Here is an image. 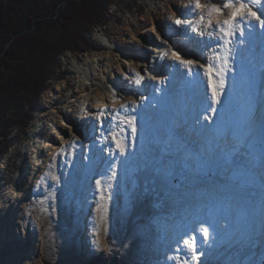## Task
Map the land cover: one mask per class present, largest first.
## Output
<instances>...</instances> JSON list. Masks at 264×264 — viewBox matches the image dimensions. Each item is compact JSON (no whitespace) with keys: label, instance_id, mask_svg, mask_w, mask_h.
<instances>
[{"label":"rangeland","instance_id":"374dc122","mask_svg":"<svg viewBox=\"0 0 264 264\" xmlns=\"http://www.w3.org/2000/svg\"><path fill=\"white\" fill-rule=\"evenodd\" d=\"M89 2L88 5H94V0ZM192 3V0H111L108 3H103L101 12L94 21L91 16H87L89 14L87 12H85L84 17L79 16L77 13L76 22L79 28L77 29V43L72 47L64 48L57 56H54L55 49L62 47L67 41L64 19L72 12L69 0H25L18 12H11L6 35H0V44L7 41L0 62V152L5 149L0 158V192L4 190L0 194V220L4 221V224L7 222L9 224L13 223L10 221L11 215L10 217L8 215L12 207H15L16 212L19 210L18 202H20V198L18 201L15 199L17 193L19 194L22 187L27 184L31 186L30 192H32V187L34 188V180L38 177V172L35 173L33 170L36 164L33 161L32 148L42 144L46 155H49L52 146L48 143L61 145L65 137L71 136V134L78 144H84V139L95 138L97 134H93L88 119L83 116L89 110L87 108L89 95L86 94L89 89L94 90L100 87L111 100L114 99L112 89L117 90L118 97L122 91L129 93L131 86H137L125 79L126 73H128L125 70L126 66L131 67L132 71L130 72H141L143 74V70L147 69L150 75H154V73L157 74L156 70L162 65V67L167 68L165 72L168 73L169 69L166 62L167 59L169 60V56L155 64L156 60H159L157 57L161 52L167 51L165 48H171L174 40L181 45L185 41L182 36L176 39L173 36L174 40L172 37L167 36L166 30L175 28L171 24L170 18L177 17L172 12V8L175 4H181L180 6L186 10L185 8L192 5ZM177 18H181V16ZM188 20L194 23L195 16H189ZM29 27L32 28L31 31H28ZM157 30L162 36L157 34ZM182 30H177L176 34L179 36ZM19 34H23V41H14ZM194 36H196V33L189 32V35L186 36L187 41L193 39ZM101 37L109 40L111 45L101 43ZM30 39H32L31 44H26ZM199 39H204V37ZM115 40L120 43L114 42ZM162 41H167V43L163 44ZM46 43L49 47H46ZM41 45L43 47H40ZM193 46L196 50L199 49L200 54H204V45L203 43L201 45L197 43V37H194ZM12 48H16L15 52L5 56V52L8 51L9 53ZM201 48L203 49L201 50ZM252 48H254V45ZM139 50L143 51L144 54L138 53ZM244 61L246 60L244 59ZM104 70L112 78L105 77ZM85 71L88 72L89 80L85 76ZM170 73L174 74L172 75L174 78H172V82L175 86L178 84L176 81L182 84L180 88L174 90L180 91L178 95L181 96V100L178 99L177 101L180 104L182 101L183 105H181L179 111L177 108L163 110L159 116L160 121L156 119L155 125H151L148 129L150 133L156 132L154 138L147 135L146 143L140 149L139 140L141 139L137 135L135 145L140 153L139 157H137L138 152L132 154L128 151L126 157H121L118 154L112 155V159L102 166L105 172L98 175L99 178L105 175L102 179L105 193L107 195V193L115 191V195L111 193V204V200L108 201L107 199L99 202L101 208L97 212L98 222L93 227L96 231L94 238L91 239L87 236L90 231L88 229L90 219L92 218L90 217L91 212H89L93 203V201H90L93 197L91 193L94 192V188L96 189L95 182L92 181H95L94 174L89 179V170H93V168L89 157L84 161L78 158L74 160L68 154L62 158L65 161L64 165L61 168L57 167L60 170L59 174L61 172L62 176L65 175L59 183L51 181L50 178L44 181L36 180L45 191L32 193V197L36 201L34 205H30V208L33 206L38 210V213L36 210L33 213L40 215L41 228L33 232L35 219L31 215H27L28 218L25 222H21L16 227L13 226L12 232L15 236L10 237L11 241L8 238L7 241L0 243V264H180V261L190 259V257L187 251L183 252L179 247L180 251L177 252L176 249L180 245L182 237L192 234H195L197 242L202 244L198 249L205 252V255L201 257V264H264L263 237L257 233H252L250 245H246L248 244L246 240L235 246L230 240L231 236H229V234L232 235L234 224L230 225V220L228 219V221L223 217V213L231 208L235 194L241 196L245 192H249L250 186L247 182H241L237 186L236 177H234L232 184L235 186H229L228 183H225L212 188V192L207 189L221 177L222 164L227 161V158L218 159L219 162L215 163L213 174L210 176L209 169H211L213 163L209 160L208 152L197 153L193 144L190 149L185 150L186 152L183 150L182 155L178 156L179 161L176 165L173 163L174 159L172 157H175L173 155L175 154L173 144L176 143L178 146L182 143L177 139L181 137L177 134L174 121H179L184 115L188 117L187 112L190 110L194 117L196 114L195 109H197L195 105L194 109H191L188 105L183 88H187V90L189 88L193 90L194 88L195 91L199 88L198 95L200 97L201 95L205 96L207 92L205 87L200 84V79L197 80L196 86H192L188 83L186 77L181 80L182 71L174 72L171 69ZM42 79H45V82L42 83L45 85L44 88L41 87ZM66 80L69 84L62 91ZM145 84H149L152 91L155 88L152 83H148L146 80ZM144 85L138 87L142 95L145 93ZM159 89L166 92V96L160 98L164 99L163 102L168 100L165 105L170 106L171 103L173 104V94L171 95L170 89L165 90L163 84L160 85ZM147 95L145 96L146 102H143L140 106L142 109L149 108L150 101L154 102V97L151 96L150 98ZM193 97L189 99L191 100ZM59 99L61 102L57 105L52 104V101H58ZM92 100L94 105L99 103V99L93 98ZM84 101L85 104H81ZM156 101H159V99L156 98ZM70 104L79 107L82 105L79 120L80 122L82 120L84 132L86 130L87 137L84 139L76 137L67 125H59V122H52L50 119L51 115H54L56 120L66 115L62 109L65 111ZM163 108L164 105L161 106V110ZM171 114H174V117ZM163 117L168 118L170 124L165 120L161 121ZM180 122L186 124L187 118ZM45 125H48V134L46 136L39 135L40 133L35 129L43 128ZM73 127H75L74 124ZM107 130L104 131L105 134ZM163 130H166L164 131L166 136L161 135ZM58 133L62 134L64 138L61 139ZM102 137L100 135L101 140L99 141L101 144L99 150L102 154H95L96 157H94L99 160L98 162L104 159L102 156L105 152V143H103ZM157 145L161 147V154L158 155L157 151L153 150V147ZM81 148L83 152L85 145ZM15 152H18L17 156H15ZM82 156H85V154ZM198 156L199 159H197ZM68 162L70 166L66 164ZM112 163L117 165L115 167L117 175L116 179L109 180L108 177L112 174L109 165ZM156 165L158 168L154 170ZM57 166H59V163H57ZM84 166L86 168L83 170ZM54 168L53 173L58 175V170L56 167ZM173 170L177 175H181V178L179 180L172 178V181H168L170 171ZM255 172H252L253 178L250 182L260 184L261 178ZM168 173L169 175H167ZM3 176L4 178H2ZM136 186H139V190H136ZM196 188L200 189V192L198 190L197 192L193 191ZM83 189L86 193L84 197L82 194L77 193L78 190L82 193ZM53 191L57 195L54 206L51 202ZM211 195H218L226 199H224V203L220 207V214L216 219L218 228L216 227L213 233L215 239L210 238L205 243L199 232L194 233L193 229L196 228L198 222L202 221L203 212L206 213V217L207 214L209 217L214 216L215 210L208 203ZM29 196L27 199H29ZM151 200H153V203H150L152 207H149L147 201L151 202ZM190 200H206L208 204L202 207V211L199 209L196 217H194L196 207ZM72 201L78 205L76 214L78 213L84 217L81 229L77 216H73L74 221L70 225L69 218L67 220L65 216L60 217L56 212L58 209V212L64 213V209H69ZM105 202H107L108 207L104 206ZM172 203L174 205H169ZM140 204L143 205L142 210H149L152 215L156 213V217L149 215L147 211L148 216L140 219L131 218V213ZM169 208H172L170 212L167 211ZM161 211H164L162 216H160ZM180 211L185 213L193 211L187 223L185 222L186 216L179 217L181 215ZM252 212L253 216L256 217L258 214L257 207ZM192 217L195 218V224L190 220ZM0 224L3 223L0 222ZM29 225H31V228H29ZM220 225H222L221 229ZM153 227H156L157 230L156 238L153 237L154 232L151 230ZM183 228L187 229V232ZM19 229L22 232L19 233ZM70 229L73 231L72 240L75 239L72 244H70V238L68 237ZM131 229L142 230L143 234L129 236L128 233ZM235 232H238L237 229ZM237 234L239 235V233ZM16 236L18 240L15 239ZM91 240L92 242L89 243ZM97 244L99 247H97ZM209 244H211V247L208 246ZM87 245L88 247H86ZM252 255L256 256L251 257ZM168 256H172L174 259L171 260Z\"/></svg>","mask_w":264,"mask_h":264},{"label":"bare ground","instance_id":"6f19581e","mask_svg":"<svg viewBox=\"0 0 264 264\" xmlns=\"http://www.w3.org/2000/svg\"><path fill=\"white\" fill-rule=\"evenodd\" d=\"M187 1H191V0H187ZM203 1H204V3H208L209 0H201L202 3H203ZM180 5L175 4V6L172 8V12L175 13L177 15V17L182 16V12L185 11L182 8V6H180ZM198 11H200V10H198ZM222 18L223 17H221V19ZM194 23H195V21H194ZM176 31L177 30L175 28L174 29L172 28L170 30H166L167 36L172 37L173 40H174V37L176 39L177 37L182 36V39L185 40L182 43H184L186 46H183L184 44L181 45L180 43H177L176 40H174L173 43L171 44L172 45L171 48H165V50H167L169 52V60L167 59V62H166L168 65V69H169L168 73L165 72L167 68L162 67V65H161V67L159 66V69L156 70L157 74L154 73V75H152V76H155L156 79H154V80L148 79V77H146V79H145L146 81H148V83H152L154 85L155 88L153 89V91L149 88V84H145L144 88H143L145 90V93H144V95H142L141 90H139L138 87H132L131 86L129 88V93H124L121 90L122 91L121 94H123V99L117 98V100L115 102H113V100H111V98L108 96V94L106 92H104L102 89H100L101 87L95 88L94 90H92V89L88 90L86 95H89V100L87 102V108H89V110L87 111V114L83 115V116H85L88 119L87 121L90 123V130L93 131V134L94 133L97 134V136L95 138L84 139L87 137L86 136V130L84 132V128L82 127V120H81V122L79 120V116H80L79 114L81 112L80 109L82 108V105L79 107V106H76L74 104H70V105H68V108L65 111H64V109H62L63 108L62 107L61 109L63 112L66 113V115L61 116V118L59 120L58 119L56 120L55 116L51 115L50 119L52 120V122H57V123L59 122V125L61 124L63 126L67 125L69 128L72 129V133H75L76 137L83 138L85 140V142H84V144H81V143L78 144L77 143L76 147L73 149L72 147H70L71 142L74 140L73 139L74 136H72V134H71V136L65 137V140L63 141V143L61 145L48 143L52 146V149H50L49 155L48 154L46 155L44 148H43L44 145L42 146V144L39 146L37 145V147L32 148V157L34 159L33 161H35V164L37 165L36 166L33 163V166L35 165L33 167V170L35 173L38 172V177L40 176L39 178L37 177L36 180L44 181L45 179L50 178V177L46 176L45 173L48 172L49 170H51L53 172L55 170L54 167H56V169H57V167L61 168V166L64 165V162H65L64 159H62V158L68 154L70 155L71 158L73 157L74 160H77V158H78V159H81L84 161L85 157H89L91 167L93 168V170H89L90 173L88 172L89 173V179L91 178L92 174H94L93 176H94L95 180L99 179L98 174H100V173L104 174L105 171L102 169V166L104 164H106L109 160L112 159V155H110L107 152V150L109 147H112L113 151L115 152V148H114V145L105 144L104 145L105 146V149H104L105 152L102 156L104 158L103 161L100 160L101 162H98L99 160H96L94 158V157H96V155L102 154V152L99 150L100 145H101L99 142L101 140L100 135L102 136V134H101L100 130H98V128H97L96 120H95L93 114L97 111V109L105 108V106H107L108 109L119 108L122 104L128 102L131 99H137L138 102L140 100H143V102H146L145 96L147 94L149 95V96L148 95L147 96L150 98H151V96H153L154 102L150 101V104H149L150 107L149 108L142 109L140 107L138 109V122H137L138 123V132H137V135L141 139V140H139V143H140L139 149L145 145L147 135H150L151 138H154V134L156 132L150 133V131H148V129L150 128L151 125H155L156 119H159V116L162 114L163 110H170V109L174 110V108H177V110L179 111L181 109V105H183L182 101H181V104L178 103V101H177L178 99H179V101L181 100V96L178 95L179 94L178 92H180V91L174 90L176 88H180L182 84H181V82L176 81V83H178V84H177V86L174 85V82H172V78H173L172 75H174V74H171L170 71H171V69H173L174 72L179 70V71H182V73H183L184 68H183V66L179 65L177 62H174V60L172 58H170L171 57V49L180 51L181 54L185 58H199L201 63L205 62V58L210 57V55H211L210 53H207L205 51H204V54H200L199 49L197 48V50H196V48L194 47L196 45V43L193 46L194 37H196V36H194L193 39L191 38L189 41H187V37L184 34L183 30L179 36L176 34L177 33ZM157 34L159 36H162L158 30H157ZM188 35H189V33H188ZM206 39L207 38L204 37L203 40H206ZM114 42L118 43L119 41L115 40ZM101 43H103L104 45H107V44L111 45L110 41L105 39L104 37H101ZM191 44H192V46H191ZM199 45H201V43H199ZM253 45H254V48H252ZM202 49L203 48H201V50ZM263 50H264V45L261 44L259 39H257L256 42L254 44H251V45L248 43L247 40L245 41V43L238 45L237 50H236V57H235V60L233 62V64H234L233 71L228 72L227 76H226V81H227V83H226V95L223 97L224 104L222 105V108H223L222 110H224V112L218 113L216 115V117L213 118L212 124L215 123L216 124L215 126L214 125L211 126L212 124H209L208 121L203 120V115H211V113H204L202 111L200 99L203 98L204 96L201 95V97H200L198 95V91H200L199 88L197 91H195L194 88H193V90H190V88H189V90H187V88H183L185 91L184 93L187 96L186 101L188 102V105L191 107V109H194V105L197 106V109H195L196 114L194 115V117H193V114L190 110L187 112V115L189 114L188 117H186V115H184V117L181 118L182 120L187 118L186 124L181 123L180 122V121H182L181 119H179V121H177V120L174 121V125H175V129L177 130V134H178V136L181 137V138H177V139H179L180 142H182L181 144H178V146L176 145L175 142H174L175 145L173 144L174 153H175L173 155H175V157H172V158L174 159L173 163L175 165L178 163V161H179L178 156L182 155L183 150L185 151L187 149H190L191 145L194 144V147H195L194 149L196 151H199V153L200 152L204 153V151H206V149L209 150V160L211 161V163H213V164H211V169H209V175L210 176H212V174H213L212 172H213V167L215 166V163L219 162L218 159L227 158V161H225L222 164L221 177L218 179V181H216V183H213V185H211L209 188H207L210 192H212V188H215V186L219 187L220 185H224L225 183H228L229 186H235L232 184L234 177H236V183H237L236 185L237 186H239L241 182H247V184L250 186V188H249L250 193L245 192V194H243L241 196L235 194L234 199L231 203V208L226 210L227 212L223 213V217L226 218V220H228V219L230 220V225L232 223L234 224V225L232 224L233 229H234V230H232L233 231L232 235L229 234V236H231L230 240L235 246H238L240 242H242V241L245 242L246 240L248 243L246 245H250V238L253 236L254 233L261 235V237H263V239H264V225H262V223H261L262 219H264V67L262 65V63L264 61L263 53H262ZM138 53L144 54L143 51H140V50ZM189 54H191V55H189ZM142 56H141V58H142ZM251 58L255 59L256 61L254 60V62H252ZM103 59H104V57H103ZM244 59L246 61H244ZM159 62H161V61L156 60L155 64H158ZM75 69H76V67H75ZM125 70H127V72L132 71L130 66L129 67L126 66ZM103 73H104L105 77L107 76L108 79L112 78V76H109L108 72L106 73L105 70L103 71ZM85 76H87L86 78L88 79V77H89L88 72H86ZM165 77H169V79L165 83H161V81L164 80ZM184 79L185 78H182L181 80H184ZM198 79H200V81H201L200 84L205 87L207 94L210 95V93H208V90L206 88V83H207L206 77L201 75ZM259 79H261V81ZM68 84H69V82L66 80L64 82V87H63L62 91H64V89L67 87ZM161 84H163V88L165 90L170 89V93H171V95L173 94L172 99L174 100L175 104L171 103L170 106L169 105L167 106V105H165V102H167L168 100H165V102H163L164 99L163 100L160 99V98H164L166 96V92L156 91L157 88H160ZM183 89H181V91H183ZM151 92H152V94H151ZM261 92L263 93L262 96L259 94ZM192 96H194L195 98L193 97V99L190 100L189 98ZM155 97L157 99H159V101H156ZM93 98L99 99V103L97 105H94V103L92 102ZM59 102H61L60 99L58 101H52V104L57 105ZM81 104H85V101ZM176 104H177V106H176ZM162 105H164V108L161 110ZM92 109H93V111H92ZM157 109L159 110V112L157 111ZM198 113L201 115V124L200 125H194V119ZM171 116L174 117V114H171ZM175 119H176V116H175ZM164 120L167 121V123H169L168 118L163 117L161 119V121H164ZM159 121H160V119H159ZM73 124L75 125V127H73ZM83 124H84V121H83ZM109 126L110 125L108 124V122H105V128L103 131H106ZM47 127H48V125H45L43 128H40V129L36 128L35 130L38 133H40L39 135H43V136L45 135L46 136V134H48L47 133ZM54 131H56V130H54ZM164 131H166V130H163V132L161 131V135L166 136V132L164 133ZM211 131H213V133L217 134V136L215 135L214 138L208 139L207 135ZM59 136L61 139L64 138V136H62V134H59ZM102 139H103V137H102ZM164 140H165V138H164ZM224 140H226V142L229 143L226 147L221 146V144H220V143L224 142ZM97 141L99 143H96ZM202 144H204V146H202ZM83 145H85V148H83V152H82L81 147H83ZM61 148L65 149V154H60ZM192 148H193V146H192ZM166 149H168V148H166ZM153 150H156L157 155H158L161 151V147L159 145L154 146ZM128 151L132 154H134V152L139 153L136 145L134 147H129ZM145 153H147V152H145ZM83 154H85V156H82ZM17 155H18V152H15V156H17ZM139 155H140V153L137 154V157H139ZM53 157H55V160H53ZM197 159H199V156L197 157ZM233 160H235L237 162L239 160V162H238L239 166H237V164H235V163H232ZM31 162H32V160H31ZM69 162L66 164H69ZM57 163H59V166H57ZM52 165H54V166L50 168V166H52ZM68 166H70V164ZM85 168L86 167L84 166L83 170ZM157 168H158V166L156 165L154 167V170H156ZM59 171L60 170H58V176L60 177V180H61L62 177H64L65 175L62 176L61 172L59 174ZM253 171H256L255 173H257V175L259 174V176L261 178L260 184L250 182V180H252V178H253L252 177ZM29 173H31V171H29ZM79 174H80V172H79ZM31 175H33V174H31ZM96 175H97V177H96ZM167 175H169V173ZM103 177H105V175H102V178ZM173 177H175V180H179L181 178V175H177V173L173 170V171H170V175L168 176L167 180L172 181ZM2 178H4V176ZM36 180H34V185H33L34 188L32 187V192H30L31 186L29 184H27L26 186H23L22 190H20V193L19 194L17 193V196H15V199L17 201L20 198V202H18L19 210L16 212L14 210L15 207H12L11 212L9 210L8 215H9V217L11 215L10 221L13 222L14 224H16V223L17 224L14 225L11 222H10L11 224H9L8 222L4 224V221L0 220V222L3 223V224H0V226L2 225L0 227V243L7 241L8 238H9V241H11L10 237L15 236L14 233L12 232V227L13 226L16 227L17 225H20V223L23 221L25 222L26 219L28 218L27 215H31L32 218L35 219V226L32 228L33 232H34V230L36 231L37 229L41 228L40 215L33 213V211L36 210L33 206H31V208H30V205H34L35 201H36V199H34L32 197V193L35 191H43V192L45 191L44 188H42L40 186V183L36 182ZM51 181H53V180L51 179ZM92 181L95 182L94 180H92ZM82 183H83V181H82ZM104 184H105V182H104ZM136 190H139V186H136ZM197 190H198V188L194 189L193 191L197 192ZM91 191H93V190H91ZM198 191L200 192V189ZM251 191H253V193H251ZM2 192H4V190L3 191L1 190L0 194H2ZM77 193H79V195L82 194L83 197H84V195H86V193H84V189H83L82 193L79 190L77 191ZM111 193H112V195H115V191H113ZM91 194H93V197H92V200L90 199V201H93V203L90 206L89 212H91L90 217H92V218L90 219L89 228H88L90 231H89L87 236L92 239L94 234H96V231L93 229V227L98 222V219H99V217L97 215V212H98L97 204L101 201H100V195L98 194L97 189L94 188V192H92ZM28 195H30L29 199H27ZM56 196L57 195L55 193V197ZM210 198L211 199L208 203L215 210V211L213 210L214 216L211 214L212 216L209 217L207 214V217H206V213L203 212L202 217L203 216L204 217L202 218V221L214 222L216 227L218 228V221H216V219H217V216H219V214H220V211H221L220 207L222 206V204L224 203V199H226V198H221L218 195H216V196L211 195ZM190 201H192V200H190ZM51 202L54 206L55 205L54 204L55 199H52ZM111 202H112V199L110 201V204H111ZM147 203H148L149 207H152V205L150 203H153V200H151V202L147 201ZM208 203L206 200H204V201L193 200L192 204L193 205L195 204L196 214H193V211H190L191 213L190 212L185 213L184 211H180L181 215H179V217L183 218L184 216H186L185 222L187 223L189 218H190V214H193V215H195L194 217H196L199 209H201V211H202V207ZM169 205H174V204L172 203ZM104 206L108 207L107 202L104 203ZM67 207H69V206H67ZM255 207H257V210H258V214L256 217H254L255 215L253 216V214H252L253 213L252 211H253V209H255ZM69 209H66V210L64 209V213L58 212V209L56 210V212L58 213V216H60V217L65 216L67 218V220L69 218L68 222L70 225H72V222L74 221L73 216H77V219H79V227L81 229L84 217L80 216V214H78V213L76 214V211L78 210V205L76 204V202L72 201V205H70ZM142 209H143V205L140 204L138 207H136L134 212L131 213V218L140 219L141 217L148 216L147 211L149 212V210L144 211ZM171 209L169 208V210L167 209V211L170 212ZM203 211H204V209H203ZM36 212L38 213V210H36ZM232 212H233V216H232ZM151 213L149 212V215ZM229 213H231V214H229ZM162 214H164V211L163 212L161 211L160 216H162ZM156 215H157L156 213L155 214L153 213L152 216L156 217ZM179 217H177V218H179ZM194 217H192V219H190L193 224L196 223ZM46 218H44V219L47 221ZM155 219H157V218H155ZM197 224H196V227H197ZM220 224H222V223H220ZM10 225H11V227H10ZM220 226H221L220 227V229H221L222 225H220ZM90 227H92V229H90ZM29 228H31V225H29ZM184 229L185 228H183V230ZM236 229L238 232H235ZM151 230H153V232H154L153 237L156 238V235H155L157 233L156 227H153ZM186 230L187 229H185V231ZM253 230H255V232H253ZM18 231H19V233L22 232L21 229H19ZM18 231H16V232H18ZM237 233H239V235ZM137 234H143V231L142 230L136 231L135 229H131L128 233L129 236L137 235ZM72 235H73V231H72V229H70V235L68 236L70 238V240H69L70 244H72V242H75V239L72 240V238H73ZM187 237H188V235H185L184 237H182L181 241H180V245L177 247V248L180 247L183 252H185L186 249L184 248V246L182 244V239L187 238ZM239 237H240V239H239ZM17 238L18 237L16 236L15 239L18 240ZM201 238H202V236H201ZM91 242H92V240L89 241V243H91ZM93 243L95 244V242H93ZM197 246L201 247L202 244L197 242ZM235 246H233V247H235ZM86 247H88V245ZM91 248L92 247L90 246V249ZM152 248H153V245H152ZM131 251H132V253H134V251L132 249H131ZM249 253H251V252H249ZM255 256L256 255H252L251 257H255ZM169 258L171 260L174 259L172 256Z\"/></svg>","mask_w":264,"mask_h":264},{"label":"snow or ice","instance_id":"6c2138e0","mask_svg":"<svg viewBox=\"0 0 264 264\" xmlns=\"http://www.w3.org/2000/svg\"><path fill=\"white\" fill-rule=\"evenodd\" d=\"M189 16H195V23L188 20ZM221 17L223 18L221 19ZM170 19L175 29H183L186 36L189 32L196 33L197 43H203L204 51L211 54L210 57L205 58V62L201 63L199 58H185L180 51L171 49V58L184 68L181 78L186 77L190 85L196 86L201 75L206 77V88L210 95L206 94L201 98L200 104L204 113H211V115H203V120L211 124L213 117L220 112L224 104L226 76L228 72L233 71V62L238 45L245 43L246 40L251 45L257 39L264 45V0H209L208 3L193 0L192 5L182 12L181 18ZM203 37L207 39H199ZM161 43H167V41ZM168 56L169 52L163 51L157 59L163 60ZM146 76L148 79H156L155 76L148 73L147 69L143 70V74L141 72H128L125 79L130 83H134L137 87H143ZM168 79L169 77H165L161 83H165ZM156 91L161 90L157 88ZM112 96L114 98L113 102L117 98L123 99V94L117 96L116 89H112ZM142 103L143 100L138 102L137 99H131L119 108L108 109L105 106V108L97 109L93 114L97 128L103 136V143L114 145L115 152L112 147L108 148L110 155L119 154L121 157H126L128 148L135 146L138 132V109ZM105 122L110 125L106 134L103 131ZM200 124L201 115L198 113L194 119V125ZM76 144L77 142L73 140L70 147L74 149ZM60 154H65L64 148L60 149ZM53 160H55V157H53ZM232 163L239 166L235 160ZM53 166H50V168ZM109 167L112 169V174L108 179L114 180L117 175L115 171L116 163L110 164ZM45 175L57 183L60 181V177L51 170L46 172ZM102 179L95 180L100 200H111V193L106 195ZM51 198L55 199V191L51 193ZM100 208L101 205L98 203L97 210L99 211ZM261 223L264 225V219ZM215 228L214 222L201 221L198 222L193 232L198 231L203 237V241L207 243L210 238L215 239L213 234ZM182 244L190 259H184L180 261V264H201V257L205 255V252L198 249L197 236L192 234L187 238H183ZM208 246L211 247V244ZM97 247H99L98 244ZM176 251L179 252L180 249L177 248Z\"/></svg>","mask_w":264,"mask_h":264},{"label":"trees","instance_id":"16d2710c","mask_svg":"<svg viewBox=\"0 0 264 264\" xmlns=\"http://www.w3.org/2000/svg\"><path fill=\"white\" fill-rule=\"evenodd\" d=\"M25 0H0V35H6V30L9 26L10 23V18H11V12H18L21 4L24 2ZM90 0H69V2L71 3V7L72 8V12L70 14H68L67 17H65L64 19V25H66V31H65V38H66V43L62 46V47H57L55 49V54L54 56L59 55V53L67 47H72L74 46L75 43H77L76 41L78 40V32L77 29V22H76V17H77V13L79 14V16L81 15V17H84L85 12H87V16H91L92 20L94 21L96 16L101 12L103 3H108L111 0H94L93 4L94 5H88V3ZM74 4V6H73ZM88 8V9H87ZM80 9V10H79ZM84 9V10H83ZM90 11V12H89ZM84 12V13H83ZM32 28L29 27L28 31H31ZM10 38V36H9ZM23 34H19L14 41L18 40V41H23ZM7 42V41H6ZM6 42H3L2 44H0V62H1V58L3 57L2 52L5 48ZM32 39L28 40V42H26V44H31ZM46 47H49V45L46 43ZM76 45V44H75ZM52 46V45H51ZM66 46V47H65ZM40 47H43V45H41ZM16 48H12V50L5 52V56L7 54H10L12 52H15ZM45 79L41 80V87L43 86V88L45 87L44 83ZM2 137V136H1ZM6 148V147H5ZM3 152H5V149H3L0 152V158L1 156L4 154Z\"/></svg>","mask_w":264,"mask_h":264}]
</instances>
